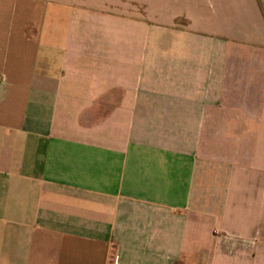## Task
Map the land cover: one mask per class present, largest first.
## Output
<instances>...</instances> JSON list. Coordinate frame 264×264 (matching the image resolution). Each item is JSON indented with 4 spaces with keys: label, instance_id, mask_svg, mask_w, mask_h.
<instances>
[{
    "label": "crops",
    "instance_id": "crops-1",
    "mask_svg": "<svg viewBox=\"0 0 264 264\" xmlns=\"http://www.w3.org/2000/svg\"><path fill=\"white\" fill-rule=\"evenodd\" d=\"M0 264H264V0H0Z\"/></svg>",
    "mask_w": 264,
    "mask_h": 264
}]
</instances>
